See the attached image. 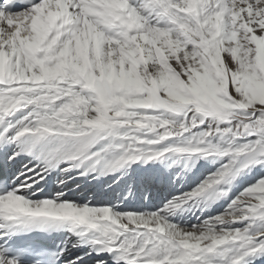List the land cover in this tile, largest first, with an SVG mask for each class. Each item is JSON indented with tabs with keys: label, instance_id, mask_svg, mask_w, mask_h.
I'll return each instance as SVG.
<instances>
[{
	"label": "snow or ice",
	"instance_id": "snow-or-ice-1",
	"mask_svg": "<svg viewBox=\"0 0 264 264\" xmlns=\"http://www.w3.org/2000/svg\"><path fill=\"white\" fill-rule=\"evenodd\" d=\"M0 264H264V0H0Z\"/></svg>",
	"mask_w": 264,
	"mask_h": 264
},
{
	"label": "bare ground",
	"instance_id": "bare-ground-1",
	"mask_svg": "<svg viewBox=\"0 0 264 264\" xmlns=\"http://www.w3.org/2000/svg\"><path fill=\"white\" fill-rule=\"evenodd\" d=\"M67 191V190H66ZM70 195H71V193H70ZM193 222H195V221H193Z\"/></svg>",
	"mask_w": 264,
	"mask_h": 264
}]
</instances>
